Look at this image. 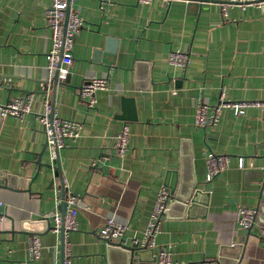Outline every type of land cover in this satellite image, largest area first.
Masks as SVG:
<instances>
[{"label": "crops", "instance_id": "1", "mask_svg": "<svg viewBox=\"0 0 264 264\" xmlns=\"http://www.w3.org/2000/svg\"><path fill=\"white\" fill-rule=\"evenodd\" d=\"M228 1L75 0L70 10L84 26L68 75L55 84L52 0H0V108L33 96V111L22 118H2L0 110V211L7 216L0 264H64L61 232L51 230L62 188L77 196L78 229L67 236L70 264H127L98 231L115 220L127 227L120 244L143 240L158 194L170 192L169 171L177 172V190L196 180L203 195L190 213L171 206L173 198L154 255L165 248L173 264H264V109L237 115L225 108L215 126L194 124L197 107L218 103L222 93L232 102L264 101V4L233 6L225 17L220 4ZM176 51L189 54L187 68L170 63ZM92 77L104 78L108 89L97 92L90 108L79 92ZM46 103L51 116L82 124L79 137L58 150L61 176L38 118ZM125 124L130 144L122 158L116 139ZM211 153L228 155L231 163L207 182ZM243 207L259 208L251 230L239 223ZM42 219L48 220L43 231L22 230L23 221ZM31 234L42 240L38 258L29 252ZM153 254L132 264H156Z\"/></svg>", "mask_w": 264, "mask_h": 264}, {"label": "built area", "instance_id": "2", "mask_svg": "<svg viewBox=\"0 0 264 264\" xmlns=\"http://www.w3.org/2000/svg\"><path fill=\"white\" fill-rule=\"evenodd\" d=\"M75 0H52V4L47 10L48 25L52 32L53 48L50 55L49 70L51 73L58 71L59 77L65 79L68 75L67 66L72 63V48L75 36L81 27L84 26V20L71 10L68 12L71 3ZM101 2L105 0H99ZM152 0H139L140 3H150ZM171 1V0H167ZM207 3V2H202ZM264 0H229L221 3L223 15L228 16V10L233 6L245 8L247 6H262ZM205 5V4H204ZM64 64L61 67L60 64ZM170 63L173 66L187 68L190 64V56L186 52L176 51L170 54ZM108 89V83L104 78L92 77L85 82L79 92V97L88 107L92 108L97 104V92ZM33 96L29 95L25 98H11L4 106L0 108L1 117H17L22 118L32 113ZM248 107H259L264 109V101L251 102H232L226 100L222 93L218 103L214 105L200 104L197 107L194 124L199 128L215 126L218 123L220 113L223 109L228 108L234 110L237 115L245 113ZM51 106L45 104V113L39 114L38 118L44 125L47 134V145L50 149L53 160L57 157V152L65 145L68 138H77L82 130V124L79 122L60 118L53 114L51 116ZM53 112V111H52ZM130 144V128L125 124L116 139V149L120 157H124L129 149ZM244 158H239L238 166L244 168ZM231 158L225 154L211 153L207 157V182H211L215 177L223 173L230 166ZM95 165V164H94ZM173 200V196L167 189H163L157 197L150 222L148 224L145 238L135 241L139 248L156 249L155 236L160 230L163 216L169 208V204ZM67 208L64 214L59 212L53 213L51 230L60 233L63 230V252L65 256L64 264H70L69 257L71 253V245L67 240L69 232L78 229V208L77 196L70 195L66 199ZM3 202L0 201V209L3 208ZM238 220L240 225L251 230L259 223V208H240ZM7 216L0 211V225L6 220ZM127 227L115 220H107L105 225L98 231V237L105 241L108 246L119 245L122 237L126 233ZM259 234L264 239V226L259 227ZM42 240L39 234H31L29 236V252L32 258H38L42 253ZM156 264H173L171 253L161 248L155 253Z\"/></svg>", "mask_w": 264, "mask_h": 264}, {"label": "water", "instance_id": "3", "mask_svg": "<svg viewBox=\"0 0 264 264\" xmlns=\"http://www.w3.org/2000/svg\"><path fill=\"white\" fill-rule=\"evenodd\" d=\"M196 2V4H199L198 2H205V0H187ZM70 8H68L69 12ZM59 73L58 71L54 74V83L57 84L59 81ZM53 111V110H52ZM56 163V170L58 173L61 174V167H60V161H59V152H57V158L55 160ZM177 176V172L175 171H169L167 177H169L168 181H166L165 186L170 190V194L174 198V202H172L171 206H182L185 210L190 213L192 208L194 207L196 202H199V196L203 195V191L196 187V180L191 183H188L187 187H181L177 190L178 183L175 184L174 177ZM178 182V181H177ZM61 197H62V206H61V214H64L67 208L66 199L67 196H69V191L67 188H62L61 190ZM170 213L169 209L166 211V214ZM259 218V217H258ZM48 220L42 219L38 221H23L22 222V230L28 231V232H41L43 231L44 227H47ZM61 235L63 238V230L61 231ZM110 249L112 248H119L126 256L127 264H132L133 262H136L137 260L142 261V254L146 251L153 254L152 249H143L139 248L137 244H133L131 246H125L123 244L120 245H110ZM154 255V254H153ZM65 257V256H64ZM155 259V256H153ZM202 264H225L221 260H211L207 262H203Z\"/></svg>", "mask_w": 264, "mask_h": 264}]
</instances>
